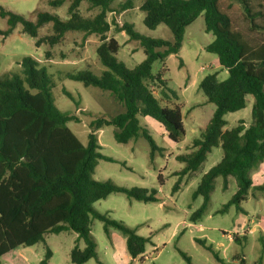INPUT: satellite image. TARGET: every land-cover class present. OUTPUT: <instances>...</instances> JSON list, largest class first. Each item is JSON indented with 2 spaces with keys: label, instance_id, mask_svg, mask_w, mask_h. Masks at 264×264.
Wrapping results in <instances>:
<instances>
[{
  "label": "trees",
  "instance_id": "1",
  "mask_svg": "<svg viewBox=\"0 0 264 264\" xmlns=\"http://www.w3.org/2000/svg\"><path fill=\"white\" fill-rule=\"evenodd\" d=\"M88 2L91 9L99 12L93 17L81 14L80 6ZM71 0L68 18L51 12H38L31 20L0 6V16L7 20L10 35L18 26L23 34L36 40V46L46 43L51 47L61 43L69 32L83 34L87 41L97 36L100 43L97 56L105 67L100 76L89 70L68 74V78L110 92L124 111L110 119L91 122L88 143L84 145L69 127L79 118L57 108L51 93V78L45 68L26 56L19 63L21 73L0 77V258L20 248L45 242L47 234L72 231L78 236L71 251L74 264H84L98 259L97 244L91 232L94 218L102 220L109 234L115 227L126 237V250L132 259L146 252L150 238L142 237L122 222L110 220L100 214L94 204L114 192L144 202H157L155 192L120 187L111 181L100 182L93 178L99 159L112 161L100 153L98 131L114 126L118 143H128L142 136L150 145L151 160L157 152L162 153L149 129L142 126L140 117H149L160 123L168 138L178 143L185 136L182 110L179 105L165 101L178 99L176 91L168 86L162 74L152 73L153 64L162 63L170 55H177L182 48L187 27L200 15H204L205 31L214 36L204 48L215 54L219 65L227 70L228 78L220 81L216 74L206 75L200 89L215 110L211 120L190 146V151L177 156L185 164L182 176L195 177L202 174L205 162L214 148H221L219 163L202 174L193 198H203L201 206L189 217L197 223L203 217L211 200L216 180L223 179V189L229 180H235L237 189L227 203L218 211L227 212L232 206L242 211L241 204L248 200L252 189L264 191V184L254 187L252 171L264 163V41L248 38L240 24L252 33L264 32L257 23L262 12L253 11L249 0H145L140 10L145 13L143 23L149 29L165 25L172 33V40L152 39L139 34L134 25L125 23L117 31L125 32L130 40H137L145 58L133 69L117 58L121 45L116 37L109 36L111 23L108 14L122 12L132 6V0ZM66 0H49L50 6L61 7ZM52 25V33L39 37L45 25ZM50 56V52H46ZM155 83L161 98L155 94ZM68 96L73 99L72 95ZM248 96H253V122L245 126L243 121L227 128L226 114L246 108ZM74 100V99H73ZM78 105V103L76 102ZM78 107V106H77ZM162 185V175H159ZM182 177L176 182L173 193L180 188ZM237 239V238H236ZM83 240L84 248L78 242ZM202 245H206L203 241ZM212 250V247H207ZM181 255L192 264L183 251ZM51 256L40 264H47ZM217 260L219 257L215 254ZM229 264H246L242 257H234Z\"/></svg>",
  "mask_w": 264,
  "mask_h": 264
},
{
  "label": "rangeland",
  "instance_id": "2",
  "mask_svg": "<svg viewBox=\"0 0 264 264\" xmlns=\"http://www.w3.org/2000/svg\"><path fill=\"white\" fill-rule=\"evenodd\" d=\"M125 1L127 0H118L114 5L115 9L119 10V4ZM144 1L132 0L130 8L120 13L114 11L108 14L111 23L109 36L116 37L121 45L117 58L130 69L142 62L145 54L137 40H130L125 32L117 31L123 24L134 25L139 34L152 39L172 40V33L165 25H159L155 29L145 26V13L140 10ZM249 2L253 11L262 12L257 23L264 26V0ZM70 3L71 0H66L61 7L54 8L50 6L49 0H0V6L5 10L31 20H35L36 14L41 11L51 12L66 19ZM80 11L85 17H93L99 9H91L88 2L83 1ZM240 27L248 38L264 41V32L252 33L249 27L242 23ZM8 29L7 20L0 16V77L10 73L20 74L19 63L22 59L26 56L34 58L39 63L37 67L45 68L51 78V93L57 108L79 118V122H70L69 127L84 145L88 143L92 121L110 119L124 111L123 106L110 92L86 87L82 82L68 78V74L84 70L100 76L105 70L96 53L100 43L97 36H91L84 41L82 33L69 32L58 45L51 47L44 43L37 47V39L23 34L20 26L5 36L3 33ZM52 32V25L47 24L40 29L39 37ZM213 39L214 36L205 31L202 14L187 27L180 52L170 55L164 63L155 62L152 67V73L162 74L168 86L179 96L178 99L172 98L165 102L171 106L176 103L182 110L185 136L180 142L170 141L165 128L154 119L140 117L143 124L147 123L157 145L163 149L162 153L157 152L151 160L150 145L142 136L128 143H118L114 137V126H105L97 132L101 145L100 153L112 158V161L99 159L93 178L100 182L111 181L128 189L147 190L149 193L154 191L159 201L144 202L125 193L114 192L95 203L94 208L100 214L106 215L110 220L122 222L134 229L138 235L150 238V242L143 256L132 259L126 250L124 234L115 227H109L107 234L105 223L94 218L91 232L97 244L98 259H90L84 264H187L180 251L190 257L192 264H229L234 262L236 255L244 257L246 264H264V219L256 218L258 214L264 215V210L258 206L261 197L264 202V191L252 189L250 198L241 204L242 211L232 206L227 212L219 213L237 189L235 180L231 179L228 189L224 190L223 179L219 177L201 220L194 223L189 219L203 203L201 196L193 198L200 176H182L180 172L185 164L179 161L177 156L188 153L193 140L201 138L215 110L214 104L208 102L200 89L202 79L208 74H216L220 81L228 78V72L219 65L217 56L204 48ZM47 51L50 52L49 57L46 56ZM150 86H154L155 94L161 98L157 85L150 83ZM253 103V96H248L246 108L226 114V128L229 129L240 121H243L245 126L251 125ZM220 157L221 149L214 148L203 169L209 170L220 161ZM159 175H162V185ZM181 177L180 188L173 193V188ZM251 178L255 188L264 184V163L252 171ZM249 228H254V231ZM244 231L246 237L241 243L229 238L231 235L234 239L236 234ZM77 238V234L72 231L47 234L45 242L20 247L5 254L0 258V264H40L46 258L48 249L51 256L47 264H74L71 261V251L77 243ZM78 245L80 248L85 247L83 240H80ZM208 246H211L212 250H209ZM215 254L220 260H217Z\"/></svg>",
  "mask_w": 264,
  "mask_h": 264
},
{
  "label": "crops",
  "instance_id": "3",
  "mask_svg": "<svg viewBox=\"0 0 264 264\" xmlns=\"http://www.w3.org/2000/svg\"><path fill=\"white\" fill-rule=\"evenodd\" d=\"M219 63V62H218ZM164 78V77H163ZM174 105H177L176 103L174 104ZM141 122V121H140ZM141 124H142V126L144 125L147 129H148V125H147V123L145 122L144 124L141 122ZM227 129V128H226ZM221 149V148H220ZM221 158H222V150H221V157H220V160H221ZM220 162V161H219ZM218 162V163H219ZM217 164V163H216ZM215 164V165H216ZM262 165V164H261ZM213 167V166H212ZM208 171V170H207ZM206 170H204L203 169V171H202V174H204L205 172H207ZM202 174H198L197 175V177L196 178H198L199 176H200V178H201V176H202ZM232 179V178H231ZM231 179L229 180V184H230V181H231ZM199 181H200V179H199ZM199 181H198V183H199ZM253 184H254V182H253ZM251 193V192H250ZM250 196V195H249ZM248 198H250V197H248ZM261 199L262 200H259V202H258V206H260V209L261 210H264V202H263V197H261ZM259 218V219H261V220H263L264 219V215H261V214H258V215H256V218ZM256 220V219H255ZM254 221V219H252L251 220V222H253ZM256 223V222H255ZM249 230H252V231H254V228H249ZM246 237V231H244V232H240L239 234H236L235 236H234V239L232 238V236L231 235H229V238L231 239V240H233V241H236V242H238V243H241L242 242V240L244 239ZM237 238V239H236ZM234 257H240L239 255H236V256H234ZM242 258V257H241ZM244 258V257H243ZM245 259V258H244ZM235 263H237L238 261H234Z\"/></svg>",
  "mask_w": 264,
  "mask_h": 264
}]
</instances>
